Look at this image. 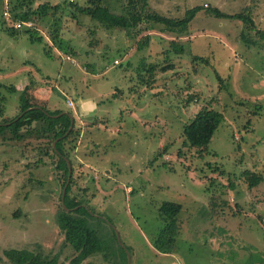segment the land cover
<instances>
[{
	"label": "rangeland",
	"instance_id": "obj_1",
	"mask_svg": "<svg viewBox=\"0 0 264 264\" xmlns=\"http://www.w3.org/2000/svg\"><path fill=\"white\" fill-rule=\"evenodd\" d=\"M124 1L103 4L119 14ZM146 1L174 19L198 10L184 36L154 25L126 39L82 15L83 0H35L33 6L58 5L30 20L41 41L10 36L0 25V120L17 112L22 89L32 103L71 111L79 128L66 144L74 146L71 189L84 196V220L101 241L81 264H264V0ZM207 7L244 9L253 26L215 18ZM1 8L0 21L10 27ZM146 35L154 37L146 46L131 44ZM152 63L158 67L147 88ZM169 63L173 68L159 71ZM9 84L16 89L10 94L2 86ZM202 108L223 118L200 152L182 147L181 129ZM42 151L32 134L0 135V264H8L2 252L9 248L38 251L57 264L73 254L55 220L62 178ZM243 170L262 180L247 188ZM162 201L181 207L170 253L152 247Z\"/></svg>",
	"mask_w": 264,
	"mask_h": 264
},
{
	"label": "trees",
	"instance_id": "obj_2",
	"mask_svg": "<svg viewBox=\"0 0 264 264\" xmlns=\"http://www.w3.org/2000/svg\"><path fill=\"white\" fill-rule=\"evenodd\" d=\"M7 1L8 11L12 18L33 20V22L38 18L46 16L48 11L56 10L58 6L57 4L52 5V3L46 2L37 3L33 6L35 0ZM83 1V5L77 7L82 15L87 16L91 21H95L102 26L103 29H115L123 32L124 38L126 39L132 37L133 31L141 33L142 31H146L149 27L152 28L154 25L157 26L155 29H158L159 32L174 33L178 36H184L186 35L188 22L198 10V6H193L185 10L181 18L174 19L149 10L146 0H125L122 7L123 12L119 14H115L105 6L103 4L104 0ZM68 4L75 5V3H71L70 1ZM207 9L209 14L215 18L238 20L241 23L251 24L253 26L251 18L245 13L244 9L231 14L221 12L217 8L207 7ZM142 23L146 26H142ZM0 25H2L1 27L3 30L10 36H16L20 32H23L27 34L29 40L41 41L42 39L40 35H37L34 29L22 28L17 30L11 27H4L2 21H0ZM151 37L152 36L146 35L143 37L144 39L141 43L137 41L133 43L132 41L131 44H134L136 48L146 46L148 40H151ZM261 37L263 38L264 35H261ZM152 38L154 39V37ZM51 41L56 45L57 43L61 44V41H57L54 35L51 36ZM167 41L168 39L157 40L158 44H165ZM167 43L172 52L176 54L184 52L181 44L174 46L171 40ZM58 48L60 47L58 46ZM165 51L167 52L168 50ZM192 59L206 62V60L198 56H193ZM157 67L156 63H152L150 66L145 67V70L149 72L148 81L146 83L147 88L150 87L153 82L154 70ZM171 68H173V66L169 63L159 67V71H166ZM215 78L218 83H220L219 85L222 86V78L217 74ZM2 86L9 94L16 90L11 84ZM17 102V112L9 119L0 120V135L4 136L7 134L9 140H20L32 134L38 139L41 138L43 141L42 154L44 153L50 166L54 168L62 178L59 184L60 190L58 193V208L55 212V220L64 242L69 245L73 252L72 256L68 258L65 264H81L91 254L100 250L101 241L97 233L91 229L84 220L83 215L87 214L88 209L84 203V196L75 195L71 189L74 181L72 178L73 161L70 153L74 146L72 143L66 147V144L73 142V138L78 134L79 128L75 127L72 117V125L66 132L70 124L68 114L72 116L71 111L61 108H53V110H51L32 103L27 97L25 89H22L18 93ZM19 114L21 115L16 118ZM1 115L0 112V116ZM222 118V113L219 111L211 108L199 109L188 119V122L182 126V147L197 148L200 152L205 151V146ZM94 121L96 120H92L90 125L94 123ZM159 153L160 152H158V154ZM176 154L178 155V153ZM66 160L70 164V177L63 194V206L66 208L64 209L60 205V194L67 175ZM36 162H38L37 164H41L44 161L43 159L37 158ZM242 177L247 188L256 186L262 180L260 174L248 170L242 171ZM38 182L41 183L40 181ZM180 208V205L174 202L162 201L158 204L157 210L162 217L163 225L152 239V247L156 251L160 253L171 252L174 240L178 234L179 226L176 215ZM88 210L90 211V209ZM2 254L8 264H57L55 257L47 258L38 251H31L24 248H9L3 250Z\"/></svg>",
	"mask_w": 264,
	"mask_h": 264
},
{
	"label": "built area",
	"instance_id": "obj_3",
	"mask_svg": "<svg viewBox=\"0 0 264 264\" xmlns=\"http://www.w3.org/2000/svg\"><path fill=\"white\" fill-rule=\"evenodd\" d=\"M2 4V9H1V17L2 19L8 23V25L13 28L20 30L22 28H27V29H32L33 28V23L30 20H21L17 18H12L10 16V13L8 11V1L7 0H0ZM65 59H68L66 57ZM65 102L68 107H72V101L69 99H65Z\"/></svg>",
	"mask_w": 264,
	"mask_h": 264
},
{
	"label": "water",
	"instance_id": "obj_4",
	"mask_svg": "<svg viewBox=\"0 0 264 264\" xmlns=\"http://www.w3.org/2000/svg\"><path fill=\"white\" fill-rule=\"evenodd\" d=\"M30 108H32V107H30ZM27 109H29V108H27ZM67 114H68V113H67ZM20 115H21V114H19L16 118H18ZM68 116H69V119H70V124H69V126H68L66 132L69 130V128H70L71 125H72V116H71L70 114H68ZM66 132H65V133H66ZM65 133H64V134H65ZM66 166H67V175H66V179H65L64 185H63V187H62V189H61V194H60V205H61L64 209H66V208L63 206V194H64L65 186H66V184H67V182H68V179H69V177H70V164H69V162H68L67 160H66Z\"/></svg>",
	"mask_w": 264,
	"mask_h": 264
},
{
	"label": "crops",
	"instance_id": "obj_5",
	"mask_svg": "<svg viewBox=\"0 0 264 264\" xmlns=\"http://www.w3.org/2000/svg\"><path fill=\"white\" fill-rule=\"evenodd\" d=\"M87 107H88V106H87ZM87 107H86V108H87ZM15 108H17V106H16ZM86 108H85V109H86ZM104 173L108 174L109 172H108V171H104ZM126 189H127V188H126ZM128 189H129V187H128Z\"/></svg>",
	"mask_w": 264,
	"mask_h": 264
}]
</instances>
